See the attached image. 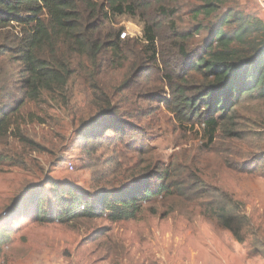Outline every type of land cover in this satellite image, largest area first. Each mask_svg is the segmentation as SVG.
Wrapping results in <instances>:
<instances>
[{"label":"trees","instance_id":"16d2710c","mask_svg":"<svg viewBox=\"0 0 264 264\" xmlns=\"http://www.w3.org/2000/svg\"><path fill=\"white\" fill-rule=\"evenodd\" d=\"M122 18L142 26L139 39H121ZM54 105L72 116L92 190L43 178L13 201L9 221L115 225L158 216L173 201L234 234L251 226L205 165L213 153L231 174L264 175V134L250 130L264 126V20L237 0H0V171L27 170L48 152L32 135ZM161 115L177 145L199 128L203 149L165 159L150 131ZM9 240L3 227L0 261Z\"/></svg>","mask_w":264,"mask_h":264},{"label":"rangeland","instance_id":"374dc122","mask_svg":"<svg viewBox=\"0 0 264 264\" xmlns=\"http://www.w3.org/2000/svg\"><path fill=\"white\" fill-rule=\"evenodd\" d=\"M237 3L245 13L264 20V0ZM191 16L184 15L185 25L192 23ZM118 28H124L126 39H139L143 32L141 25L128 18L120 19ZM208 35L203 31L199 40H206ZM74 91L75 103L83 104L84 95L77 88ZM47 115L46 124L36 127L32 135L48 150L32 156L43 170L31 171L36 162H30L27 170L0 171V229L7 227L10 237L2 247L0 264H264V175L247 178L231 174L223 168V158L213 153L209 154L212 160L205 164L207 174L213 183L234 195L251 219V226L238 234L205 218L199 207L180 206L173 201L161 208L158 216L145 214L138 221L115 225L101 220L38 226L30 220L31 214L15 216L14 222L3 217L27 185L43 178L71 181L92 190L93 166L81 163L72 116L55 105ZM160 119L150 131L165 159L179 148L198 152L205 146L199 128L178 138L177 145L178 136L174 126L167 123L168 116L161 115ZM250 130L264 134V126ZM258 144L264 147V138ZM235 146L246 153L254 152L253 146L251 150L244 144ZM102 231L105 235L97 237Z\"/></svg>","mask_w":264,"mask_h":264},{"label":"built area","instance_id":"2783aa9c","mask_svg":"<svg viewBox=\"0 0 264 264\" xmlns=\"http://www.w3.org/2000/svg\"><path fill=\"white\" fill-rule=\"evenodd\" d=\"M127 38V33L122 32L121 33V39L125 40Z\"/></svg>","mask_w":264,"mask_h":264}]
</instances>
